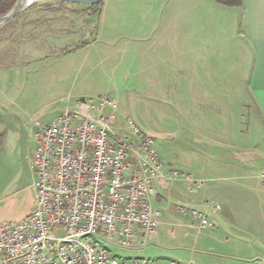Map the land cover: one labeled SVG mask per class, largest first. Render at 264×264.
Segmentation results:
<instances>
[{"label":"rangeland","instance_id":"rangeland-1","mask_svg":"<svg viewBox=\"0 0 264 264\" xmlns=\"http://www.w3.org/2000/svg\"><path fill=\"white\" fill-rule=\"evenodd\" d=\"M117 1L106 0L103 13V5L94 9L43 1L0 26V222L24 218L35 204L28 159L37 123L49 122L76 105L77 98L94 105L108 98L114 105L116 131H127L132 121L142 133L153 136L164 165L171 163L178 172H188L183 163L191 161L192 153L165 137L183 104L172 98L174 87L162 86V68L173 69L168 73L176 76L179 52L187 53L186 62L189 49L198 43L205 46L200 35L201 41H196L189 34L193 27L201 32L198 18L204 13L210 17L211 9L201 0H136L128 14L117 9ZM183 11H190L187 22L181 21ZM112 15L119 18L112 21ZM220 22L215 17L211 28L219 31ZM182 31L188 38L181 42ZM110 112L105 106L103 113ZM171 208L157 206L158 227L144 238V247L111 249L113 254L155 264L186 263L193 256L215 263L234 264L236 259L238 264L246 263L226 244L208 250L198 247L197 230L187 229L188 218Z\"/></svg>","mask_w":264,"mask_h":264},{"label":"crops","instance_id":"crops-1","mask_svg":"<svg viewBox=\"0 0 264 264\" xmlns=\"http://www.w3.org/2000/svg\"><path fill=\"white\" fill-rule=\"evenodd\" d=\"M135 1L118 0L115 5L129 14ZM201 1L212 15L198 18L201 32L193 27L189 39L201 41L200 35L205 46L198 43L189 49L186 62L187 53L179 52L176 76L168 73L173 69L162 68V86L174 87L172 98L183 104L165 137L174 139L183 152L192 153V159L183 163L186 174L171 163L164 165L165 178L156 184L153 204L156 209L170 206L173 212L176 204H185L206 213L216 228L194 230L198 247L208 250L226 244L245 264H264V186L259 179L264 171V0H241L239 7ZM215 17L221 20L219 31L210 25ZM118 18L111 16L112 21ZM189 18L190 11H183L181 21ZM178 36L181 42L188 38L184 31ZM35 143L36 139L32 151ZM170 169L177 174L169 175ZM215 205L219 210H213ZM187 222V229H192ZM223 236L235 240L218 241ZM171 263L226 264L194 256L186 263Z\"/></svg>","mask_w":264,"mask_h":264},{"label":"built area","instance_id":"built-area-1","mask_svg":"<svg viewBox=\"0 0 264 264\" xmlns=\"http://www.w3.org/2000/svg\"><path fill=\"white\" fill-rule=\"evenodd\" d=\"M100 101H77L37 123L28 159L35 204L24 218L0 222V264H148L111 249L134 250L155 234L160 212L153 199L165 166L153 136L132 121L127 131H116L114 105ZM259 179L264 186V171ZM174 211L197 231L216 228L185 204Z\"/></svg>","mask_w":264,"mask_h":264},{"label":"water","instance_id":"water-1","mask_svg":"<svg viewBox=\"0 0 264 264\" xmlns=\"http://www.w3.org/2000/svg\"><path fill=\"white\" fill-rule=\"evenodd\" d=\"M2 1V0H0ZM43 1L69 2L84 5H97L105 0H16L14 6L3 16H0V26L24 12L30 6ZM83 100V99H82Z\"/></svg>","mask_w":264,"mask_h":264},{"label":"trees","instance_id":"trees-1","mask_svg":"<svg viewBox=\"0 0 264 264\" xmlns=\"http://www.w3.org/2000/svg\"><path fill=\"white\" fill-rule=\"evenodd\" d=\"M16 0H2L0 1V15L7 13L10 8L14 5ZM215 3L226 6V7H239L241 5V0H212ZM103 3V2H102ZM102 3L97 5H91L92 8L96 9L102 5Z\"/></svg>","mask_w":264,"mask_h":264}]
</instances>
